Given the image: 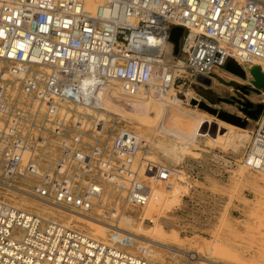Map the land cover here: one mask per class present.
Wrapping results in <instances>:
<instances>
[{
    "label": "built area",
    "instance_id": "1",
    "mask_svg": "<svg viewBox=\"0 0 264 264\" xmlns=\"http://www.w3.org/2000/svg\"><path fill=\"white\" fill-rule=\"evenodd\" d=\"M86 6L0 0V264H158L120 234L119 214L146 208L152 185L167 187L181 171L107 116L100 90L170 92L186 75L213 81L234 65L264 73L263 1L104 0L93 16ZM174 28L184 30L178 54ZM252 82L263 112L240 163L264 175V89ZM24 200L104 224L108 237Z\"/></svg>",
    "mask_w": 264,
    "mask_h": 264
},
{
    "label": "rangeland",
    "instance_id": "2",
    "mask_svg": "<svg viewBox=\"0 0 264 264\" xmlns=\"http://www.w3.org/2000/svg\"><path fill=\"white\" fill-rule=\"evenodd\" d=\"M260 1L264 2V0ZM245 70V67L238 65L218 70L219 76L214 78L213 81L216 84L213 86L211 85L213 81L210 85L191 83L190 77L186 75L184 76L186 80L177 83L171 96H178L181 107L191 110L193 113H204V111L198 106H193L195 102L190 100L192 96L196 98L195 100L198 99V102L208 105L219 113L225 112L235 117L240 116L239 118L246 126L244 128L232 126L238 131L249 132L251 136L260 115L256 120L241 110L246 103L258 105V98L251 87L246 84L248 80ZM227 77L239 79V82L229 80ZM189 94L191 95L189 96ZM151 107L137 109L149 113L150 118H147L146 115L140 117L153 124L154 120L157 122L156 113L159 108L154 105ZM177 107L180 106L177 105ZM114 117L118 118L117 120L122 126L151 142L155 160L180 170L182 174L178 180L171 184L180 192L178 199L172 204L168 202L169 206L166 204L164 209L153 219L142 217V210H128L127 215L134 218L142 231L162 228L168 241H173L175 237L178 238L176 247L184 251L187 249L193 251L194 247L201 248L203 249L202 255L218 264H264V183L260 181L263 176L248 171L240 163L251 137L247 135L248 140L242 143L240 148L234 150L230 147L232 145L229 144L226 137L232 133L239 136H245V134L232 130L227 124H219L216 120L231 125L218 116H214L216 120L206 122L204 130L214 138L215 136L217 138L220 133L218 140L222 139V143L201 136L196 144L186 148L187 145L184 142L177 140L165 131L175 129L186 132L192 125L188 122L187 117L178 111L169 110L165 119L162 121L161 118L160 122L151 128L133 118L128 119L122 115ZM174 149L177 153L176 156L173 152ZM242 168L245 171L243 178L239 175L243 171ZM178 174L180 173L178 172ZM257 180L261 183L257 184ZM5 197L8 196L5 195ZM198 206H202V208L199 209ZM52 211L57 216L60 213L57 210ZM144 220L145 222H143ZM146 220H151V222ZM136 244L142 246L138 242ZM143 245L163 254L164 261L150 258L158 264L195 263V261L187 260L181 256L174 258L171 252L162 250L159 245L146 243Z\"/></svg>",
    "mask_w": 264,
    "mask_h": 264
},
{
    "label": "bare ground",
    "instance_id": "3",
    "mask_svg": "<svg viewBox=\"0 0 264 264\" xmlns=\"http://www.w3.org/2000/svg\"><path fill=\"white\" fill-rule=\"evenodd\" d=\"M104 3V0H87V6H86V14L89 16H93L96 9ZM261 65H255L254 67H260ZM246 77L248 80L249 84L252 82L251 80V73L249 70H245ZM235 76V75H233ZM232 76V77H233ZM237 77V76H235ZM229 80L239 82V79L227 77ZM239 78V77H238ZM224 80V79H223ZM212 81V80H211ZM235 82V83H236ZM211 84V83H210ZM216 82L213 81L211 84L212 86L215 85ZM226 86V85H225ZM212 91V90H211ZM172 91L170 92H161V93H141V94H136V95H128L124 92L122 86L118 83H113L108 86H105L102 88L97 96V101L99 102V105L102 106L103 112L107 116H115V115H122L123 117L126 118H133L135 120H138L142 122L144 125H146L148 128H151L152 126L156 125V123H159L161 118L162 121L165 119L166 114H168L169 110H174L180 112V114H183L187 117L188 122L192 125H190V128L184 132V131H176L175 129L173 130H165L168 134L176 138L177 140H180L184 142L187 146L186 148H189V145L196 144V141L198 140L199 137L202 136V138L208 137L212 141L220 142L222 143V139L218 140L220 138V133L219 136L211 137L210 133L206 132L204 130V125L208 121L216 120L214 115L210 114V111L208 110L209 107H206L203 105V103L198 102L195 100L193 96L190 98L192 102H195L193 106H198L199 108L203 109L204 113H196V112H191V110H187L183 107H181V101L178 100V96L175 97L171 96ZM191 94H189L190 96ZM217 95V94H216ZM188 103V102H187ZM156 108H159V111L156 113V120H154L153 124H150L148 120H143L142 117L140 116H148L147 118H150L149 113H146L145 109H143L145 112L138 111L137 108H142V107H151L153 106ZM179 105L180 107H177ZM136 108V109H135ZM152 108V107H151ZM147 109V108H146ZM148 110V109H147ZM150 110V109H149ZM193 111V110H192ZM142 114H141V113ZM148 112V111H147ZM89 113L88 115L93 116L95 115V112L88 110ZM164 113V115H163ZM229 114V113H228ZM163 115V116H162ZM155 117V115H154ZM153 117V118H154ZM240 117V116H239ZM219 124L224 123L227 124L232 130L238 131L237 128L233 127L232 124H228L226 122L216 120ZM164 125V124H163ZM216 125V124H215ZM237 127V126H236ZM187 129V128H186ZM238 132H241V134H245V136H239V135H234V133L230 134L228 137H226L227 141L229 144H231L234 150H237L240 148L242 143L246 142L249 137V132L247 131H242L239 130ZM249 137H248V136ZM223 138V137H222ZM182 146V145H181ZM176 156V150L174 149L173 151ZM245 168V167H244ZM243 170V168H242ZM240 169V171H242ZM244 170L240 172L239 175L241 177L245 176L244 175ZM180 176L181 177V172ZM259 174V173H258ZM263 179L261 178L260 181L264 183V175L262 174ZM238 177V176H237ZM240 177V176H239ZM242 177V178H243ZM241 179V178H240ZM239 179V180H240ZM260 181H256L257 184L261 183ZM172 183H170L167 187L166 186H155L152 185L153 189V195L152 199L149 203V205L144 208L142 212V217L145 216L148 219H153L155 215H158L162 209L166 206L168 202L174 203L175 200L178 199V194L180 193L179 190L171 186ZM174 201V202H173ZM24 205H29L33 209H36L38 213L42 215H47L50 217H58V219L65 221L66 223H75L79 229L81 230H86L90 236L96 239H102L106 240L108 237V232L109 228L105 226L104 224H101L96 221H92L83 217H80L79 215H76L74 213H66L64 211H60L58 216L56 215L55 212H53L51 208H49L46 205H41L40 203L36 201H27L24 200ZM170 204V205H171ZM169 206V204H167ZM133 210H137L132 208ZM120 226L123 228V231L120 232L121 235L127 236L130 239H132L134 242H138L142 244H151V245H156L162 249L166 250L172 253L174 258L177 257H184L187 258V260L195 261V263L192 264H218L216 262H213L209 257H205V255H202V250L197 247H194L193 251H184L180 249L179 247H176V240H178L177 237L173 241H168L167 240V235H165L164 231L162 228H156L152 231H142V229L138 226V223L135 222L134 218L131 215L123 214L120 217ZM166 236V237H165ZM169 239V238H168ZM172 239V238H170ZM149 241V242H144V241ZM194 255H190V254ZM210 253V252H209ZM148 254L150 258H153L154 260L158 261H164V256L162 253L159 251L153 250L151 247H148ZM208 254V253H207ZM211 254V253H210ZM183 260V259H182ZM157 263V262H156Z\"/></svg>",
    "mask_w": 264,
    "mask_h": 264
},
{
    "label": "water",
    "instance_id": "4",
    "mask_svg": "<svg viewBox=\"0 0 264 264\" xmlns=\"http://www.w3.org/2000/svg\"><path fill=\"white\" fill-rule=\"evenodd\" d=\"M184 33V30L182 28H174L171 33V42L174 44V52L175 54L179 53L180 45H181V39L182 35ZM251 76L253 78L252 84L258 88V89H264V73L262 72V69L260 67H254L250 70ZM196 82L199 84H205L210 85L211 80L208 78H205L203 76H198L196 79ZM205 105V104H203ZM206 107H209L208 105H205ZM256 107V110L251 111L250 109ZM208 110L211 114L214 116H218L220 119H223L232 125L239 126L241 128H244L246 124L242 122V120L239 117H235L234 115L222 112L219 113L217 110H214L213 108L209 107ZM242 112L246 114L247 116L258 119V116L262 114L263 112V106L261 104L258 105H252L250 103H246L241 108Z\"/></svg>",
    "mask_w": 264,
    "mask_h": 264
},
{
    "label": "flooded vegetation",
    "instance_id": "5",
    "mask_svg": "<svg viewBox=\"0 0 264 264\" xmlns=\"http://www.w3.org/2000/svg\"><path fill=\"white\" fill-rule=\"evenodd\" d=\"M251 111H254V110H256V107H254V108H252V109H250Z\"/></svg>",
    "mask_w": 264,
    "mask_h": 264
}]
</instances>
